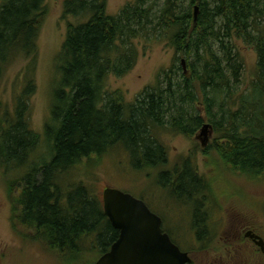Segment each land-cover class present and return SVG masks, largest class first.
<instances>
[{
    "label": "trees",
    "instance_id": "trees-1",
    "mask_svg": "<svg viewBox=\"0 0 264 264\" xmlns=\"http://www.w3.org/2000/svg\"><path fill=\"white\" fill-rule=\"evenodd\" d=\"M47 1L0 0V90L10 69L26 62L13 108L0 110V167L13 173L15 215L61 264H96L119 232L105 216L103 198L66 178L84 159L115 150L127 153L136 172L155 171L160 186L191 204V225L203 240L213 214L204 209L208 182L195 153L172 166L161 139L169 133L193 138L207 123L215 138L205 156L217 155L212 162L241 176L264 177V0H134L116 15L107 13L106 0H66L67 34L42 135L30 121L31 73ZM140 40L166 43L175 57L128 103L107 91V81L132 71ZM238 43L257 57L248 83Z\"/></svg>",
    "mask_w": 264,
    "mask_h": 264
},
{
    "label": "rangeland",
    "instance_id": "rangeland-1",
    "mask_svg": "<svg viewBox=\"0 0 264 264\" xmlns=\"http://www.w3.org/2000/svg\"><path fill=\"white\" fill-rule=\"evenodd\" d=\"M65 1H47V16L38 40L36 68L31 73L35 78L36 91L31 100L30 121L32 129L42 135L59 78L56 74V58L67 34L68 20L63 19ZM133 1L106 0L107 13L116 15ZM137 44L140 55L132 71L123 77L110 76L107 81V91L120 92L128 103L135 102L141 92L155 83L160 70L170 69L175 57V52L166 43L154 44L140 40ZM238 46L245 63L244 81L248 83L253 77L257 57L250 47L240 43ZM25 65L26 62L19 61L9 71L8 80L0 90L2 112L13 108L15 91L26 76ZM183 68L189 76L185 63ZM201 111L204 113L203 107ZM201 133L202 129L193 138L169 133L162 136L161 140L168 147L167 157L172 166L180 164L195 153L198 172L208 182V194L211 195L205 204L213 214L209 220L210 233L205 244L199 245L196 243L197 239L194 240L191 204L177 200L165 187L160 186L159 174L155 171L136 172L125 152L118 153L114 150L104 157L84 159L71 177L66 178V182L89 186L100 198H103L106 188H116L142 199L163 219V229L171 233L175 243L183 251L193 254L194 264H262L254 248L250 244H241L237 232L233 231L235 228L227 227H264V177H244L237 171H230L226 164L223 166L212 162L211 158L217 155L205 156L203 151L214 141V130L210 126L206 136H201ZM8 177L14 179L13 173L7 175L0 167V264H61V259L49 253L47 244L37 242L31 230L27 229L29 226L22 222L18 214L15 215L17 211L19 213L18 209L14 210L18 207V195L14 189L10 190ZM204 207L206 209V205ZM255 229L264 232V228ZM68 263L67 260L62 261V264Z\"/></svg>",
    "mask_w": 264,
    "mask_h": 264
},
{
    "label": "water",
    "instance_id": "water-1",
    "mask_svg": "<svg viewBox=\"0 0 264 264\" xmlns=\"http://www.w3.org/2000/svg\"><path fill=\"white\" fill-rule=\"evenodd\" d=\"M209 130L210 125L205 124L201 136ZM103 204L105 216L119 237L96 264H192L190 255L164 232L162 218L143 200L106 188Z\"/></svg>",
    "mask_w": 264,
    "mask_h": 264
},
{
    "label": "flooded vegetation",
    "instance_id": "flooded-vegetation-1",
    "mask_svg": "<svg viewBox=\"0 0 264 264\" xmlns=\"http://www.w3.org/2000/svg\"><path fill=\"white\" fill-rule=\"evenodd\" d=\"M207 208H208V205L206 204V209ZM227 228H235V230H233V231L237 232L238 237L240 239V243L241 244H244V243L250 244V246H252L254 248L255 254L259 256V258L262 260V264H264V235L262 234L264 232H262V231L258 232L257 231L258 229H255V228H264L263 226L256 227L254 225H243L240 227L239 226H237V227L231 226V227H227ZM193 229H194V232H193L194 233V240L197 239L196 243L199 245L205 244V240L208 238V223L206 224V226L204 228V231L206 233L205 234L206 237L203 239L204 241L197 238L196 228H193ZM118 237H119V235H118ZM170 237H171L172 241L174 242V244L177 245V243H175V241L173 240L172 236H170ZM177 246H179V245H177ZM109 251H110V249L107 252H109ZM187 253L190 255V257L192 259V264H194L195 259L193 257V254H191L190 252H187Z\"/></svg>",
    "mask_w": 264,
    "mask_h": 264
},
{
    "label": "bare ground",
    "instance_id": "bare-ground-1",
    "mask_svg": "<svg viewBox=\"0 0 264 264\" xmlns=\"http://www.w3.org/2000/svg\"><path fill=\"white\" fill-rule=\"evenodd\" d=\"M198 10V9H197ZM197 14V13H196Z\"/></svg>",
    "mask_w": 264,
    "mask_h": 264
}]
</instances>
